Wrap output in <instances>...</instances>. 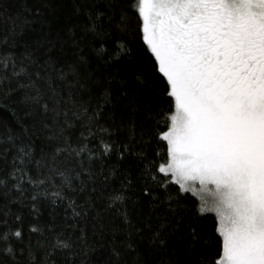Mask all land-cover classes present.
<instances>
[{"label":"snow or ice","instance_id":"obj_1","mask_svg":"<svg viewBox=\"0 0 264 264\" xmlns=\"http://www.w3.org/2000/svg\"><path fill=\"white\" fill-rule=\"evenodd\" d=\"M0 94V264H264V0H0ZM25 184L72 231L25 240Z\"/></svg>","mask_w":264,"mask_h":264},{"label":"trees","instance_id":"obj_2","mask_svg":"<svg viewBox=\"0 0 264 264\" xmlns=\"http://www.w3.org/2000/svg\"><path fill=\"white\" fill-rule=\"evenodd\" d=\"M58 22H64L63 17L58 18ZM134 24V21H133ZM132 47L134 50H137L141 47L138 41H133ZM11 50V49H10ZM19 96L5 97L3 94H0V119H4L8 122L10 128L14 131H19L20 126L17 123V117L22 116L23 113L16 108L17 102L19 101ZM15 110V115L13 114ZM39 133L36 134L37 138V146L40 143ZM125 133L122 131L114 130V134L112 136L113 140H123L125 137ZM90 143L95 146L97 144L96 139H92ZM134 151V150H133ZM149 152H152V149H149ZM36 158H39V151H37ZM118 164L119 169L118 173L124 172L127 170L131 172L132 176L139 175V169L143 165L140 160L133 154V152H129L126 154L123 160L119 159L116 155L115 151H113L109 156L106 157L103 167L105 169L109 168L112 165ZM94 167H99V165H94ZM3 170L2 162H0V171ZM29 171L35 177L37 169L34 165L30 166ZM107 174V173H106ZM119 179H122V176L113 177L111 182L118 186ZM55 183L60 184L61 179L55 178ZM178 187V186H177ZM51 191V189H48ZM171 191H175V187L170 189ZM3 189H0V193H2ZM44 189H34L31 186L25 184L24 192L21 196L20 201H13L11 204V209L14 213H18L22 216V224L24 229V239L27 240L29 238V227L32 224H36L37 226L44 229V236H40L38 233H32L31 239L35 242L38 238L44 239L45 236H50L52 234L49 229V225L52 226V229L56 231L64 230L65 232L72 231V229L68 226L74 223L71 219V209L67 207L66 202L61 201L56 204H53L52 200L48 197L42 195ZM69 189H65V192H69ZM37 192L39 195L36 199H33V193ZM185 196V203H199L198 197L193 193V191H187L183 194ZM22 201V202H21ZM36 204V209H32V204ZM67 212V216L65 213ZM203 224L207 229L211 230L214 224V213H207L203 219ZM78 235V232H77ZM63 238V237H62ZM213 246H215V239H213ZM54 260L57 261V264H60V261L63 259L62 255L58 254L56 257H53Z\"/></svg>","mask_w":264,"mask_h":264},{"label":"rangeland","instance_id":"obj_3","mask_svg":"<svg viewBox=\"0 0 264 264\" xmlns=\"http://www.w3.org/2000/svg\"><path fill=\"white\" fill-rule=\"evenodd\" d=\"M187 188H190L197 197L202 195L206 200L214 198V192L202 189L198 183L195 185H187Z\"/></svg>","mask_w":264,"mask_h":264}]
</instances>
